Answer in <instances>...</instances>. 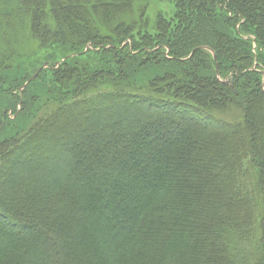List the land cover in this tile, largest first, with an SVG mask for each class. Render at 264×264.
<instances>
[{"label": "trees", "instance_id": "1", "mask_svg": "<svg viewBox=\"0 0 264 264\" xmlns=\"http://www.w3.org/2000/svg\"><path fill=\"white\" fill-rule=\"evenodd\" d=\"M147 1L0 0V113L17 114L0 118L4 131L0 172L13 181L0 180V203L14 213L0 204V220L10 229L24 226L29 233L34 229L38 237H45L31 211L4 197L3 185L20 187L40 179L38 191L58 187V182L82 188L101 176L96 181L99 187L84 199L92 206L91 200L98 199L94 215L89 211L84 216L90 233L78 244L58 248L68 258L86 248L85 241H92L89 264H264V115L258 118L248 104L249 99L264 100V0H170L175 12L171 19L159 14L153 36L142 19ZM142 29L145 35L135 43V31ZM122 44L134 45L145 55L159 48L152 59L160 61L169 50L170 64L197 62L198 73L210 64L212 97L151 83L140 90L137 75L126 67L149 58L128 51L119 55L124 61L118 60L114 53ZM113 64L120 75L115 80L110 74ZM130 79L135 80L133 88ZM32 87L34 93L29 91ZM235 109L241 110L242 119L226 117L237 115ZM25 111L31 114L18 119ZM189 118L203 130L214 125L213 135L221 131L227 144L218 141L216 146L222 152L197 140L201 130L195 129L197 138L175 141L173 165L165 162L167 155L162 163L150 160L158 150L148 136L163 124L181 128ZM258 119L260 126L254 124ZM102 138L107 139L102 153L118 158L115 166L121 173L113 179L102 177L109 163L100 161L101 155L89 163L85 159L91 152L89 144ZM120 138L122 143L114 145L113 140ZM158 149L163 152L164 147ZM196 149L207 153V162L194 159ZM97 164L104 165L102 173ZM74 165L80 167L76 178L82 182L67 178ZM50 173L60 175L57 182L46 178ZM140 174L153 181L141 184L150 195L129 213L121 200L135 203L137 196L121 183L124 176L134 180ZM164 193L173 198L165 201ZM32 201L33 206L41 204L39 199ZM41 206L33 209L40 217L49 213L48 205ZM114 214L119 218L109 221ZM68 218L60 213L55 222L66 235L74 230L75 219L68 223ZM17 234L0 233V264H7L4 252L19 257L23 240ZM45 241L49 239L39 243ZM36 262L43 264L37 258Z\"/></svg>", "mask_w": 264, "mask_h": 264}, {"label": "rangeland", "instance_id": "2", "mask_svg": "<svg viewBox=\"0 0 264 264\" xmlns=\"http://www.w3.org/2000/svg\"><path fill=\"white\" fill-rule=\"evenodd\" d=\"M145 9H146V13L144 14L145 17H143L142 19L145 21L146 26H147L145 28L147 30L146 32L149 33L151 36H153V35H156L155 32H156L157 22L159 21V18H158L159 14H161L162 16H165L168 19H171L176 8L170 0H148L146 5H145ZM144 33H145L144 29H142L141 32H139L137 30L135 31V43L138 39H141L142 36L145 35ZM119 50H121L120 51V53L122 52L121 54L119 53ZM128 51H131L132 55H139L140 54V57L141 56H146V57L148 56V58H149L145 61H141L140 63H131L128 65V67H126V70H130V69L132 70V74H134V76L137 75V79H136L135 83L137 84V86L140 90H146L149 83H151L150 85L157 86L156 84H160L162 86L170 87V88L180 86L183 89H185L186 92L192 93L195 96L197 94V95H200L202 98L205 97L206 99H208L209 97H212V93L210 91L211 90L210 89L211 84L209 82V80H211V75H210V71H209L211 68L210 64L204 66L203 73L202 72L198 73L196 71V68L198 67V66H196L197 62L186 64V65H184V64H181V65L170 64L168 61H170L172 57L169 54V50H165L166 52L163 53L164 61H160V60H153L152 59L155 56H158V54L160 52L159 48L151 49V50H149L150 54L145 55L146 51L137 50V49L135 50L134 45L125 46L124 44L116 47L114 55L115 56L118 55V60L124 61L123 60L124 57L121 58V57H119V55L124 56L125 54H127ZM101 53L99 55H101ZM91 57H95V56L91 55ZM183 59H186V58H183ZM59 63H61V62H58V64ZM116 66L117 65L113 64V66H112L113 70L111 69L113 72L111 71V73H110V74H113V76L115 77V78H113V80H115L116 77H118V78L120 77L119 74L115 73ZM263 72H264V70H263ZM199 74H202L203 78H200ZM47 75H51V72L47 71ZM154 77L157 79L159 78V80L158 81L153 80ZM217 78H218V76H217ZM222 79L220 77L219 80H222ZM133 81H135V80L130 79L129 87L133 88L134 85L131 84V83H133ZM180 83H181V85H179ZM36 85H34V86L36 87ZM263 86H264V82H263ZM29 91L34 93V91H35L34 87H32ZM219 99H221V97H219ZM248 104L253 105L255 112L258 114V118H260L261 114L264 115V113H263L264 112V109H263L264 108V100L258 102V101H254L252 99H249ZM235 111L237 112V115H240V116L227 115L226 117L229 119H236V118L240 117L242 119L243 116H242L241 110L235 109ZM8 113H9L10 118H13L17 115L14 112L12 113L11 111ZM0 114H1L0 118L5 119L7 114H2V113H0ZM29 114H31L30 111L29 112L25 111L24 114H22L18 117V119H20L22 116L27 117V116H29ZM61 116L62 115L60 114V117ZM97 116H99V115H97ZM188 120H191V119L189 118ZM192 121H194V120H191L188 122L185 121L186 122L185 125L181 126V128H179L180 126L179 127L175 126L177 124L174 125V123L163 124V125H160L159 128L156 127L158 129L155 130V135L154 136H152V135L148 136V139L149 140L151 139L152 141L154 140L152 142L154 145L153 148H154V150L156 149V151L158 150L157 151L158 153L156 152V154H158V155L156 157L151 156L150 160H154V159L157 161L161 160L160 162L162 163V160H164L165 156L167 155L165 162L167 161V163H170V165H173L175 163L173 158L176 159V155H175V151H174L175 141L177 139H183L185 137H189V138L192 137L193 139L197 138V136H195V129L201 130L200 131L201 137L197 138V140H200V139H201L200 141L205 140L206 143L208 144V146L212 150H215L216 152H219V151L222 152L220 150L219 146H216V143H218V141L222 142L224 145L227 144V141L223 142L221 140V137L224 138V136H222L221 131H218L219 135H216V134L213 135V132L217 131L215 129L216 127H214V125H210V126H208V128H205L203 130L201 128V125H199L198 123H196L197 125L191 124ZM258 121H259V119L255 120V122H254V124L256 126H258V125L260 126ZM194 122H196V121H194ZM21 123L22 122H19L18 124L21 125ZM95 128L98 129L99 125H98V127L95 126ZM95 128H90L89 130L91 131L93 129L92 132H96V131H94ZM3 132L4 131H0V138L3 136ZM224 139H226V138H224ZM106 141H107L106 138H102V139H99L97 141H94L93 144H89L91 147V152H90L89 156H86L85 159L89 163L93 158H95V157L97 158V156L101 155L102 160H100V161H103V162L105 161L106 163H109L108 167H104V172H103L104 175L102 177H106L108 179H113L115 177H118L120 175L121 171L115 166V164L118 163L117 155L102 153V150H100V149H102L104 142H106ZM113 142H114V145L116 144V146L120 145L122 143V138H120L119 140L118 139L113 140ZM259 142H263L262 138H261V140H259ZM159 146L164 147L163 152L160 151V149H158ZM195 151L196 152H195L194 159L196 158L195 159L196 161L203 159L205 162H207L208 157H207L206 152L203 153V151H200L197 149ZM52 156H54V155H52ZM157 161H155L153 163L156 164ZM201 162H202V160H201ZM103 166H104L103 164L100 166L98 165V168L100 167V169H98V172L103 171ZM79 168L80 167L78 165L71 166L69 172L67 171V173H66L67 178L73 180V182H82L81 180L76 178V172L79 171ZM0 178H1L0 180L2 182H13V181H11V179H10L11 177L7 173H5L2 176V173L0 172ZM46 178L50 182L52 181V183H53L57 179L60 178V175H58V173H52V174L50 173V174L46 175ZM95 178L97 180L90 179L89 183L86 186H83L82 188L77 187L76 183L70 184L69 186H65V182L62 185H60V183L58 182V184H59L58 187H56L57 185L54 184V186H51V187H47V188L43 187L41 189L42 191H38V188H37V186L38 187L40 186V182H42L40 179L37 181L32 180L31 182H28L26 180L27 183L24 184L23 186H20V187L16 186L13 183L4 184L3 189L1 191V193L4 195V197L6 196L11 204L19 206L22 210L26 211L28 209L29 211H31L33 215L30 212H29V214L32 216V218L37 220V222H38L37 226L39 227L38 229L41 230V233L43 234V236H44V234H46L45 237H41V236L38 237L35 234L36 232L34 229H33V231H31V233H29V231H30L29 228H25L24 226L21 227L22 230H21V228H19V229H17L18 231H16L14 229L8 228L6 222L3 220L2 221L0 220V233L4 230H7L8 232H11L13 236H15V233L19 232V234H17V236H19L23 240V241H20L21 243L19 245L20 246L19 248L21 250V253H19V257L17 256V254L14 255V254H11V252H4L8 256L7 264H22V261L24 262L27 260L30 261V264H34V263H37L36 258H37V261L39 259L43 264H89V260H91L90 255H89V250L91 249L90 248L91 245H89L88 243L92 242V241H89V242L85 241L86 248H82L81 250L79 249V253L77 252L76 254H73L71 256L68 255L69 258L65 255L66 253H64V251H62V249L60 250L58 248H59V246H62L64 248L65 244L66 245L75 244V243H77L76 242L77 240L79 241V239H80V241H81V238H84L87 235L86 232H88V234L90 233V231H91L89 229L90 225H88L86 223V220H84L85 219L84 216L86 217V215H87L86 212H89V211L91 214L94 215V209L96 206L95 204L98 203V202H96L98 199H96V200L92 199L91 200V202L94 203L93 206L90 203V201L87 202L84 199L89 198L95 192L96 187L97 186L99 187V182H96V181H98V179H100L101 176H97ZM37 182H39V184ZM122 182L123 183H121V184H122V187L125 191H128L131 194H134V196H137V197H135V203L133 202L134 200H129V201L128 200L127 201L121 200V204L127 208L129 213H132L133 211H131L132 210L131 207L132 206L136 207V205L139 201H142L144 199H148V197L150 195L148 192V188L145 185L141 186V184H143L144 182L148 183V182H153V181L151 180L150 177H148V176L144 177V175L140 174L134 180L127 179V177L125 178V176H124ZM218 196H220V193L218 194ZM171 198H173V197H171V195H169L167 193L165 195V193H164V197L162 199L169 202ZM33 199H35V201H37V199H39L41 201V204H39V205L35 204L33 206V201H32ZM207 199L210 201L212 198L206 197V200ZM115 202H116V200H114L112 202V204ZM44 203H45V205H48L47 207H48L49 213H46V212L44 214L41 213L42 217H40L34 210L36 208L43 207L41 205H43ZM1 205H3V204H1ZM69 206H71L73 209L69 210V209H71V207H69ZM215 206H216V201H215ZM2 207L6 211H8V213L10 215H12V214L14 215L13 211L10 210L8 207H6L4 205ZM74 208L76 210H74ZM170 209L173 210L174 209L173 206ZM81 211H83L84 213L81 214L80 213ZM60 213L68 214L69 218H68V221H66L68 223L75 219V221L73 222L74 226L72 227L74 230L72 232L69 231L70 233L68 232L69 233L68 235H66L67 232H61L60 231L61 229L56 227V224H55V222L57 221L56 217H58V215ZM212 215H210V217ZM115 218H119V216H116V214H114L112 216L109 215V217L107 219L109 221H114ZM212 218H213V216H212ZM87 219L89 220L90 218H87ZM18 220L20 221V219H17V221ZM102 220H104V218ZM81 221H83V222L81 223ZM21 222H24V221L21 220ZM21 222L19 223V225L23 224ZM28 226H30V224ZM55 227H56V229H55ZM66 228H69V227H66ZM29 234H31V235H29ZM69 235H71L72 239H69V237H68ZM164 235H165V232L163 230L162 236H164ZM32 236L35 237L36 239L34 238V240H32V238H33ZM46 237L49 239V241H45L44 244L39 243L42 240H44ZM34 241H36V242H34ZM4 242L5 241H3V243ZM13 248H15V250H17V252L19 251L18 247H13ZM15 250H13V251L15 252ZM31 259H33V260H31Z\"/></svg>", "mask_w": 264, "mask_h": 264}, {"label": "water", "instance_id": "3", "mask_svg": "<svg viewBox=\"0 0 264 264\" xmlns=\"http://www.w3.org/2000/svg\"><path fill=\"white\" fill-rule=\"evenodd\" d=\"M46 66H48V63H46V64H44L42 67H40L39 70H38V72H39L43 67H46ZM38 72H37V73H38ZM35 75H36V74H34V75L30 78V80H32V79L35 77ZM30 80H28L27 83H28ZM27 83H26L25 85H27ZM25 85H24L22 88H24ZM22 88H21V89H22Z\"/></svg>", "mask_w": 264, "mask_h": 264}, {"label": "bare ground", "instance_id": "4", "mask_svg": "<svg viewBox=\"0 0 264 264\" xmlns=\"http://www.w3.org/2000/svg\"><path fill=\"white\" fill-rule=\"evenodd\" d=\"M153 148V147H152Z\"/></svg>", "mask_w": 264, "mask_h": 264}]
</instances>
